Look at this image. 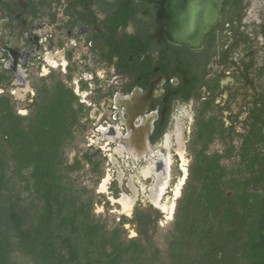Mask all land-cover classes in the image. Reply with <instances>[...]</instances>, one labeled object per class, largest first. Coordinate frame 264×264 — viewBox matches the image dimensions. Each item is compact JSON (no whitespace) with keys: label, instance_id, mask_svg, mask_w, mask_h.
<instances>
[{"label":"flooded vegetation","instance_id":"1","mask_svg":"<svg viewBox=\"0 0 264 264\" xmlns=\"http://www.w3.org/2000/svg\"><path fill=\"white\" fill-rule=\"evenodd\" d=\"M138 12L135 0H0V97L28 116L70 92L68 175L89 165L94 202L153 234L175 222L198 154L244 167L245 152L264 153V0H224L200 49L153 37Z\"/></svg>","mask_w":264,"mask_h":264},{"label":"trees","instance_id":"2","mask_svg":"<svg viewBox=\"0 0 264 264\" xmlns=\"http://www.w3.org/2000/svg\"><path fill=\"white\" fill-rule=\"evenodd\" d=\"M73 99L61 88L21 116L0 97V264H264V153L236 173L198 154L165 247L146 228L125 239L64 166Z\"/></svg>","mask_w":264,"mask_h":264},{"label":"water","instance_id":"3","mask_svg":"<svg viewBox=\"0 0 264 264\" xmlns=\"http://www.w3.org/2000/svg\"><path fill=\"white\" fill-rule=\"evenodd\" d=\"M138 18L153 37L179 46L200 49L221 17L224 0H135Z\"/></svg>","mask_w":264,"mask_h":264},{"label":"rangeland","instance_id":"4","mask_svg":"<svg viewBox=\"0 0 264 264\" xmlns=\"http://www.w3.org/2000/svg\"><path fill=\"white\" fill-rule=\"evenodd\" d=\"M239 138H235L234 140V144L236 147V150L239 146ZM76 143L74 142L73 145L70 148H66L64 150V158H65V163L69 164L73 159V156L75 155L74 152H77V147L74 146ZM75 148H74V147ZM64 163V164H65ZM223 165L227 167L228 170H232V171H228V173H236L238 168H243V163H241V159L239 156H237L236 154L231 157V159H226L223 160ZM89 165H85L83 167V169H80L76 172H73L72 174H69L70 179H72L77 185L79 186H87L88 188L86 189H90L89 190V195L94 196V193L97 189L96 186V182L97 179L95 177V174L89 171ZM236 170V171H235ZM184 190L183 187L180 189V194H183ZM93 203H92V215L95 219H98L100 221H102L103 223H105L106 228L108 229H113L115 227H118L120 229V234L122 235L123 238L125 239H133L135 237H137L139 234H136L135 230L132 228V225L129 223H123L118 222L119 217L112 213L111 210L109 209V207L101 204L99 201L95 200L94 202V198L92 199ZM172 219L169 221H163L160 223H157L155 225L153 234H151V240L153 242L154 245H156L158 248H164L165 247V243H166V239L169 236L170 232L173 230L174 227V222L173 220V215L171 217Z\"/></svg>","mask_w":264,"mask_h":264},{"label":"crops","instance_id":"5","mask_svg":"<svg viewBox=\"0 0 264 264\" xmlns=\"http://www.w3.org/2000/svg\"><path fill=\"white\" fill-rule=\"evenodd\" d=\"M22 113H24V111H21Z\"/></svg>","mask_w":264,"mask_h":264}]
</instances>
